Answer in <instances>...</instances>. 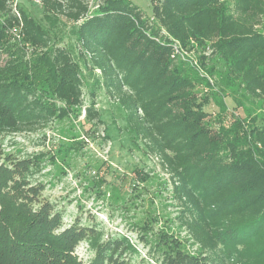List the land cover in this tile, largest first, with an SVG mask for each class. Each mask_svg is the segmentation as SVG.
<instances>
[{"label":"trees","instance_id":"1","mask_svg":"<svg viewBox=\"0 0 264 264\" xmlns=\"http://www.w3.org/2000/svg\"><path fill=\"white\" fill-rule=\"evenodd\" d=\"M149 1L150 16L132 0H40L44 11L74 24V42L59 45L14 0H0V145L48 125L62 112L57 103L99 118L100 89L122 108L131 140L159 159L175 220L199 250L156 248L162 255L155 263L264 264V116L242 134L238 122L216 123L184 59L208 43L227 78L264 106V0ZM6 155L0 195L11 170L28 181L44 157L6 163ZM60 223L43 204L1 213L0 226L9 229L0 238V264H78L73 249L83 234L93 250L87 264H126L93 228L58 230Z\"/></svg>","mask_w":264,"mask_h":264},{"label":"rangeland","instance_id":"2","mask_svg":"<svg viewBox=\"0 0 264 264\" xmlns=\"http://www.w3.org/2000/svg\"><path fill=\"white\" fill-rule=\"evenodd\" d=\"M99 1L89 0V5ZM14 2L46 29L57 44L74 42V24L61 14L44 11L41 3L34 0ZM132 2L150 16L149 0ZM184 59L198 80V91L209 98L204 110L216 123L238 122L242 134L264 116L263 104L227 78L225 63L212 55L208 43L195 45L184 54ZM88 88L83 85L84 104L90 99ZM57 105L62 112L45 127L3 138L0 155L8 153L1 157L5 162L9 157L22 159L33 153L44 157L42 169L28 181L18 178L16 170L7 174L9 186L3 187L0 195V214L25 210L29 203L32 209L43 204L50 212L59 214L58 230L70 225L91 227L101 240L115 244L117 257L126 264H156L162 255L156 248L183 246L187 252L198 254L197 245L175 220L176 203L159 159L146 153L140 142L131 140L122 108L100 89L96 91L99 118L95 120L85 117L84 107ZM6 229L9 228L0 226V238ZM81 237L73 256L78 264H87L93 250L87 236ZM115 239L128 242L133 249L128 250Z\"/></svg>","mask_w":264,"mask_h":264},{"label":"built area","instance_id":"3","mask_svg":"<svg viewBox=\"0 0 264 264\" xmlns=\"http://www.w3.org/2000/svg\"><path fill=\"white\" fill-rule=\"evenodd\" d=\"M35 2H40V0H34Z\"/></svg>","mask_w":264,"mask_h":264}]
</instances>
